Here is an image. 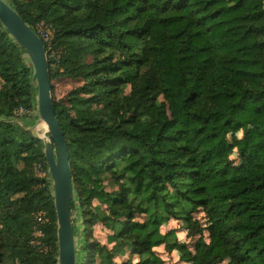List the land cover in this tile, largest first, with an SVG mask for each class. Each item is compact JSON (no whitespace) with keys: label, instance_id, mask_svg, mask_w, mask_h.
I'll use <instances>...</instances> for the list:
<instances>
[{"label":"trees","instance_id":"16d2710c","mask_svg":"<svg viewBox=\"0 0 264 264\" xmlns=\"http://www.w3.org/2000/svg\"><path fill=\"white\" fill-rule=\"evenodd\" d=\"M5 1L38 36L41 25L52 30L50 81L83 84L53 103L71 168L70 209L76 198L85 227L107 225L109 242L137 264H163L156 248H185L174 231L160 232L169 220L199 237L194 264H264V0ZM32 76L0 23V264H58L45 144L20 124L29 115L15 116L35 109ZM229 136L248 165L243 173L230 170ZM106 177L123 193L103 192ZM94 202L127 203L125 223L97 215ZM39 212L45 225L36 224ZM87 229L76 264H93L90 255L112 264Z\"/></svg>","mask_w":264,"mask_h":264},{"label":"water","instance_id":"95a60500","mask_svg":"<svg viewBox=\"0 0 264 264\" xmlns=\"http://www.w3.org/2000/svg\"><path fill=\"white\" fill-rule=\"evenodd\" d=\"M0 23L16 44L26 52L33 70L32 83L36 90L35 109L53 144L45 145L44 156L50 183L54 190V210L57 221L58 264H76L71 201L74 195L67 145L54 112L52 85L49 77L46 48L39 36L17 12L0 0Z\"/></svg>","mask_w":264,"mask_h":264},{"label":"rangeland","instance_id":"374dc122","mask_svg":"<svg viewBox=\"0 0 264 264\" xmlns=\"http://www.w3.org/2000/svg\"><path fill=\"white\" fill-rule=\"evenodd\" d=\"M37 31L40 37L42 35L45 36L48 33H53L50 27L43 25L39 26ZM51 85L52 98L54 102H59L65 101L66 97L71 91L82 86L83 84L80 81L59 80L51 81ZM34 93L36 95V90H34ZM125 93L128 94L129 90L127 89ZM19 122L23 126H28L30 128L32 127L31 129L34 132L35 136L42 140L45 145L50 143L48 130L42 124L43 122L38 119V113L36 109H34V111L29 115V118L20 119ZM235 137L239 139L240 134L236 133ZM232 147L233 139L231 136H229L228 157L230 158V161H232V167L230 170L236 173H243L248 169V165H245L244 162L237 160L236 155L231 152V149H233ZM102 183V191L105 193H119L120 191H122L123 193L122 182L118 181L117 179L106 177L103 179ZM92 208L97 215H99V213H103L111 217L114 222L117 221L121 224H124L126 221L125 219L128 217L127 203L117 204L114 207H109L107 205L94 202ZM71 216L73 229L74 232L77 234V239L75 241V247L77 249L81 232L87 228L84 225V218L81 216L80 206L76 198L74 209L71 211ZM133 219L135 222L144 223L145 217L135 215ZM196 219L204 225L208 224L207 219L201 213H198L196 215ZM170 231H174L176 233L179 243L183 244L185 248L181 250H175L172 253H167L163 247H159L153 250L155 255L163 261V264H194V246L195 242L199 239V237H196L194 239L188 238L187 230L184 229L183 223L174 220H169L160 228V232L162 234H166ZM110 236H112V231L107 227V225L103 223H96L94 225H91L87 233V238L91 245H100L101 247H104L106 249L107 252H105L104 258L109 257L112 264H137L139 261L138 257L131 251L127 250L125 247L119 245L118 243L109 242ZM39 237V234L36 233L34 236L33 245L40 248L41 242L39 240ZM204 239L206 242H208V234L206 232H204ZM92 260L93 264L101 263V258L98 257V255H90L89 261ZM220 264H230V259L226 258Z\"/></svg>","mask_w":264,"mask_h":264},{"label":"built area","instance_id":"2783aa9c","mask_svg":"<svg viewBox=\"0 0 264 264\" xmlns=\"http://www.w3.org/2000/svg\"><path fill=\"white\" fill-rule=\"evenodd\" d=\"M41 38L44 41V43L46 44V46H47L46 50H48L49 56L51 58H56L55 52L52 50L53 34L52 33H48L45 36L42 35ZM32 112L31 111H27V110H25L23 108H19L15 112V116L16 117H22V116H25V115H30ZM35 221H36L37 226H42V225H45L46 223H48L49 218H48V216H47V214L45 212H39L35 216ZM37 234H39L40 237L42 236L41 232H37ZM40 247H41V244H40Z\"/></svg>","mask_w":264,"mask_h":264},{"label":"bare ground","instance_id":"6f19581e","mask_svg":"<svg viewBox=\"0 0 264 264\" xmlns=\"http://www.w3.org/2000/svg\"><path fill=\"white\" fill-rule=\"evenodd\" d=\"M44 126H45V128H46V125L44 124V123H42ZM47 129V128H46Z\"/></svg>","mask_w":264,"mask_h":264},{"label":"clouds","instance_id":"9594fccd","mask_svg":"<svg viewBox=\"0 0 264 264\" xmlns=\"http://www.w3.org/2000/svg\"><path fill=\"white\" fill-rule=\"evenodd\" d=\"M243 133L241 132L240 135H242Z\"/></svg>","mask_w":264,"mask_h":264}]
</instances>
